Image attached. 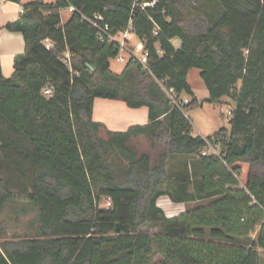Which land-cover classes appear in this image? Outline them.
I'll list each match as a JSON object with an SVG mask.
<instances>
[{
	"label": "trees",
	"instance_id": "trees-1",
	"mask_svg": "<svg viewBox=\"0 0 264 264\" xmlns=\"http://www.w3.org/2000/svg\"><path fill=\"white\" fill-rule=\"evenodd\" d=\"M69 3L80 12L63 23ZM22 7L6 28L22 32L25 51L11 76L0 67V214L23 197L41 225L39 237L2 241L0 264H260L264 0H157L144 8L135 0H33ZM91 20L108 23L114 35L134 33L146 63L129 57L121 73L112 71L120 44L101 40ZM193 68L208 90L204 101L234 99L230 128L194 133L186 109L202 102L188 81ZM163 85L190 97L184 110ZM97 97L147 106L149 122L110 130L93 117ZM142 135L158 147L155 157L133 143ZM208 141L218 154H202ZM174 157L184 160L179 170L169 166ZM163 195L200 203L168 216L158 204ZM148 223L159 231L143 230Z\"/></svg>",
	"mask_w": 264,
	"mask_h": 264
},
{
	"label": "rangeland",
	"instance_id": "rangeland-1",
	"mask_svg": "<svg viewBox=\"0 0 264 264\" xmlns=\"http://www.w3.org/2000/svg\"><path fill=\"white\" fill-rule=\"evenodd\" d=\"M192 2L185 3L184 11L190 12L193 9ZM61 15L66 17V13L62 12ZM117 38L124 41L125 45L137 52L139 56H142L141 51H137V45L139 41L134 34L130 35L128 32L118 35ZM128 59L129 55L122 51L120 53ZM127 61H119L117 57L111 59V68L114 71L120 72L122 67ZM200 70L193 68L188 74V81L196 92L201 104L186 109V115L191 120L194 133L200 134L204 137L210 136L219 130L221 127L230 128L231 115L228 114V110H232L235 107L234 99L224 96L217 102L204 101L209 97L208 90L199 75ZM12 74H9L11 76ZM183 97L188 95L183 94ZM243 139L239 136V141ZM139 151H149L153 157L158 154V147L153 148L150 140L145 136H139L133 140ZM170 168L173 170H179L184 165V160L181 157H174L170 161ZM200 202H177L170 195H163L159 198L158 204L168 216L177 215L187 208L194 207ZM105 202H102L104 205ZM40 215L35 207L26 198H18L16 201L8 205L4 213L0 214V244L5 240H18L24 238H34L40 236ZM143 230L148 232H157L159 227L154 223H148L143 227ZM260 264H264V249L258 247Z\"/></svg>",
	"mask_w": 264,
	"mask_h": 264
},
{
	"label": "crops",
	"instance_id": "crops-1",
	"mask_svg": "<svg viewBox=\"0 0 264 264\" xmlns=\"http://www.w3.org/2000/svg\"><path fill=\"white\" fill-rule=\"evenodd\" d=\"M30 1L33 0H21V3L0 0V67L5 76L13 74L15 56L23 53L26 47L22 32L9 30L6 25L17 21L21 14L22 4ZM43 1L51 2L54 0ZM65 13L66 17L61 15L63 23L71 15L69 12ZM131 34L134 33L130 32ZM137 40L140 42L138 38ZM125 65L120 72L114 71L112 68L111 70L121 73ZM93 117L95 120L102 121L110 130L122 131L127 130L132 125L147 124L149 122V109L147 106L130 107L122 99L97 97L94 102Z\"/></svg>",
	"mask_w": 264,
	"mask_h": 264
},
{
	"label": "built area",
	"instance_id": "built-area-1",
	"mask_svg": "<svg viewBox=\"0 0 264 264\" xmlns=\"http://www.w3.org/2000/svg\"><path fill=\"white\" fill-rule=\"evenodd\" d=\"M157 3V0H135V5L136 6H141L142 8L146 7V6H154L155 4ZM24 11V8L21 7V13ZM75 11H79V9L69 3L67 6L61 8V13L62 12H69V13H72V12H75ZM96 17L98 19H101L102 17L101 16H97ZM86 18V17H84ZM92 24L94 26H96L99 30V37L101 40H115V41H118L119 44H120V48H121V51H125L129 57H134L135 59H138L141 63L145 64L146 63V53L144 52L143 50V44L142 42H139V44L137 45V51H141L142 52V56H139L137 54L136 51L132 50V49H129L124 41H121L117 38L118 35H121L123 33H125V35L128 33V32H131L130 30H125L117 35H114L113 33H111L110 31V25L108 23H105V22H98V21H95V20H91ZM155 33H158L157 30H155ZM45 43L47 44V47L50 48L51 45H52V42L50 40V38H46L45 39ZM119 53V55L117 56V59L119 61H127L126 57L124 55H121ZM128 57V58H129ZM64 62L69 66L71 67L72 66V60H71V54L69 51H67L65 53V56H64ZM163 88L165 90V92L167 93L168 97L170 98L171 102L176 105L178 108L184 110V106L185 104H187L189 101H190V98L188 97H183L182 95L180 96L175 90L173 87H170V88H167L166 86L163 85ZM44 93L47 94V95H51L52 94V89L51 88H46L44 90ZM232 110H228V114L229 115H232ZM218 146L212 142H209L208 141V147L206 149H204L202 151V154L204 155H209V154H218ZM107 205H111V200L108 199V202H107Z\"/></svg>",
	"mask_w": 264,
	"mask_h": 264
},
{
	"label": "water",
	"instance_id": "water-1",
	"mask_svg": "<svg viewBox=\"0 0 264 264\" xmlns=\"http://www.w3.org/2000/svg\"><path fill=\"white\" fill-rule=\"evenodd\" d=\"M88 66L91 68L92 71L95 69V67L89 63H88ZM117 228H118V226H117Z\"/></svg>",
	"mask_w": 264,
	"mask_h": 264
}]
</instances>
